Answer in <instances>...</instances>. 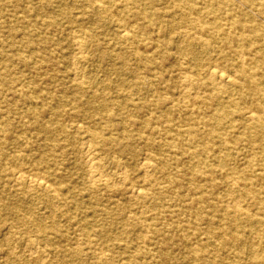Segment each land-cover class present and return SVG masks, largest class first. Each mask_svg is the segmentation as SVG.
<instances>
[{"label": "bare ground", "instance_id": "1", "mask_svg": "<svg viewBox=\"0 0 264 264\" xmlns=\"http://www.w3.org/2000/svg\"><path fill=\"white\" fill-rule=\"evenodd\" d=\"M119 1L0 0V210L7 185L48 210L30 206L12 236L44 264H264V0ZM59 26L78 32L75 82ZM91 62L132 75V91L85 81ZM68 131L86 154L81 190ZM138 160L158 176L136 180Z\"/></svg>", "mask_w": 264, "mask_h": 264}, {"label": "rangeland", "instance_id": "2", "mask_svg": "<svg viewBox=\"0 0 264 264\" xmlns=\"http://www.w3.org/2000/svg\"><path fill=\"white\" fill-rule=\"evenodd\" d=\"M112 1V0H111ZM116 3H120L119 0H114ZM76 11V10H74ZM77 12V11H76ZM260 24L264 26V20H260ZM172 28V26H170ZM169 27V28H170ZM60 28V29H59ZM63 28V27H62ZM60 26L55 28L54 34L59 38V41L61 43V46L63 47L62 53H59V57H61L60 61H63V72H66V75H69L71 79L69 81L75 82V79L73 75H75V69L76 67H80L81 65L79 64V60L76 59L75 55L73 54L74 48H75V42L78 32H66L61 30L62 29ZM170 28V29H171ZM114 34H116L114 31H110L109 35L107 36V39L109 41H116ZM178 32L176 31H171L172 37L178 36ZM115 45L120 48V44ZM206 54H204L205 57ZM213 56V54H211ZM211 56V57H212ZM176 59V58H175ZM61 61V62H62ZM84 70H86L88 73V76L85 78V81H91L97 88L102 90L106 84H110L111 88L108 90L111 92V96L116 95L118 90H124L127 91V93L131 92L132 89L125 84L123 81H135L134 78H132V75L126 73L124 75V78H121L120 76L117 75L115 70L113 69L112 66L109 64L107 65L106 62H94L90 63L89 66H82ZM128 74V75H127ZM182 85V77L178 76V78L174 79L173 81L169 82V88L165 90L166 93L171 94L172 96L178 98L180 96H183V94L180 93V86ZM139 94H136L135 98L139 99ZM67 109H70L68 107ZM68 123V122H67ZM67 130L69 128L66 126ZM69 132V131H68ZM69 137L66 140L67 143L69 144L68 148V155L66 157L67 165L71 166L68 169V172L73 176L76 186H79L78 189H84L86 187V183L78 180L79 175L85 174V167L83 165V160L86 158V154L83 148H81V142H80V137L78 134L74 132H69L68 133ZM12 148V147H11ZM145 152V149H143V153ZM109 161L107 162L108 166L111 168V171L113 172L111 175L119 176L116 171V165L114 163V159H108ZM14 162L13 160L8 162L10 165L14 164V169L16 168H26L27 165L23 163H11ZM137 164L134 170L131 171L134 172L136 180L139 181H150V179H154L155 177L158 176V174L155 173V175H150L146 176L143 174V170L141 168V161L138 160L134 162ZM116 179V178H115ZM101 183V182H100ZM98 185V184H97ZM115 189L121 191H125V187L121 186H115ZM23 189L18 187L17 189L13 187L12 185H7L5 188V194L9 196V201H8V207L5 210H0V264H24L25 262L27 263H32V264H44L42 259L38 256V254H35L31 251H29L27 247V242L25 239H20L17 240L16 237H13L12 234L15 232V230H22L24 231L26 228L25 226H28L27 224L23 226V223H20V218L21 215L25 212L28 211L30 206H34L39 213L44 217L48 214V210L46 205L42 203L40 200H34V195L31 192H23ZM86 193H83V196H86ZM25 197V198H24ZM87 197V196H86ZM123 202L126 206L132 207V203L129 201L128 198H124ZM137 207L138 206H133ZM144 208H139L138 210L142 212L143 216H150L153 214L156 209L152 207V200L146 203ZM48 216V215H47ZM46 221L47 218H45ZM13 227V228H12ZM27 231V230H26ZM120 231L114 236V237H119L120 236ZM10 235V236H9ZM35 234L26 232L25 233V238L32 237L34 238ZM137 237L136 234L131 233L130 238ZM4 237H7L5 239ZM100 242H102L105 245L111 244V242L108 240V238L104 237H98L96 238ZM125 239L130 240L128 237ZM19 242V243H18ZM74 243L81 244L82 247H86L84 240H74ZM255 244L254 241L250 242L249 247H253ZM92 256L89 257V262L92 261Z\"/></svg>", "mask_w": 264, "mask_h": 264}]
</instances>
